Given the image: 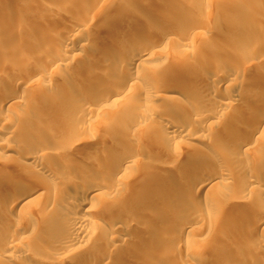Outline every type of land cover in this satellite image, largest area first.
<instances>
[{
  "label": "bare ground",
  "instance_id": "bare-ground-1",
  "mask_svg": "<svg viewBox=\"0 0 264 264\" xmlns=\"http://www.w3.org/2000/svg\"><path fill=\"white\" fill-rule=\"evenodd\" d=\"M102 1L90 0L83 13V20L68 24L65 28L62 26L53 28L63 37L54 46L57 54L46 58L43 71L28 75L24 72H14L20 68L19 66L14 67L11 75L5 78V84L0 87V111L18 105L26 106L30 103L29 99L17 90L18 83L24 78H27L30 83L46 81L42 85L43 91L55 95L48 99L51 106L58 104L59 101L68 103L66 107L68 105L69 109L78 117H83L84 113L91 115L95 110V105L99 102L100 104L106 102L105 107L108 105L117 106L121 103L125 104L137 92H140L139 100L151 112L141 115L140 121L137 119L141 117L132 119L131 125L142 124L141 126L147 127L154 125L157 139L152 144L169 157L170 160L167 161L166 168L172 167L173 170H176L187 165L189 166L188 174L180 177L169 170L144 169L134 175L136 156L132 151L136 146L131 147L133 149L130 152L115 147L112 151L108 150L98 156L95 155L98 157L96 158L98 161L96 168L81 167L84 179L79 184H75L72 182L73 176L71 177L68 172L70 169L68 165H65L67 168H64L58 162H48L45 155L47 152L53 156L52 158L60 157L61 154L63 156V147H57L51 143L37 144L35 143L36 138H14L15 131L19 129L26 132L28 126L30 128L32 123H35L33 124L35 126L36 122L30 121V119L22 123L13 119L0 122V137L3 135L5 139L11 141L13 139L18 144H21V140L22 142L30 140L29 146H20L16 143L17 146L4 144L1 149L3 151L15 150L22 159L20 168L24 169L30 177L43 181L42 184L32 187L24 186L21 180L11 179L6 182L5 189H0V255L9 261L8 263L0 261V264H31L19 262L18 259L22 256L33 259L34 264H139L141 259L138 256L148 260L153 251V248L147 245H150L148 238L151 240L150 236H152L150 227L158 219V216L155 215L154 218L139 224L135 221L131 222L132 219H122L124 212L119 198L123 196L124 188L127 185L125 180L128 178L131 183L127 182L131 186L127 190L132 195V201L151 196L156 192L162 195L159 188H164L166 182L170 181L174 187H170L164 193L166 198H161L159 203L162 206L173 205L174 208L177 204L183 205L196 201L197 197L193 199L190 197L194 193L200 194L202 190L205 193L213 190L212 201L215 200L217 203L230 207H235L239 201L226 198L228 188L238 192V199H242L250 193L258 194L256 200L260 204V208L250 211L247 217L240 218L239 222L242 223V226L235 229L232 238L235 242H241L250 235L252 230H264V92H262L263 96L256 95L250 84L241 82V79L236 80L238 75H244V66L257 65L256 62L264 63V31L256 29L250 35L248 32H251L253 27L243 29L242 32L245 35L242 43L237 42V47L234 50L225 51L231 59L241 55L248 57L241 59V64L238 66L218 62L205 65L201 59L206 54H204V49H200L194 55L186 54L181 58L182 65L176 71L172 64L174 56L171 54L182 50V48L183 50L193 49L198 45L194 40L195 37H203L211 32L208 15L199 17L193 24L194 26L188 30L171 28L162 25L156 19H150L149 27L140 37L141 39L138 37V40L136 37L133 39L134 41H128L122 38L119 43L118 41L104 42V49L100 52L91 47L89 50L86 48V44L91 39L96 40V37L88 36L89 24L94 19L95 10ZM126 1L127 4L122 5L120 7L122 10L119 12L120 22L124 26L133 16V12L130 11H133L134 0ZM199 1H213L220 4L222 0ZM67 3L73 4L72 1ZM189 5L185 2L177 14L185 16ZM167 6L171 11L169 2ZM126 9L130 11H126ZM16 16V19H21L18 14ZM258 17L264 19V10L258 14ZM258 17L256 15L257 19ZM12 24L11 19L0 21V27L5 29ZM226 24L227 27L235 25L233 22ZM152 34L156 35L160 44L164 46L166 55L169 56V59L164 64L162 63L164 66L160 69L156 67L153 69L147 65L149 58L153 57V55L150 56L152 52H148L149 47L154 44L159 45L158 41L153 39ZM199 46H204L206 51L208 49L201 43ZM77 47L84 51L87 49V57L92 60L90 64L84 65L82 75L86 77L99 75V78L109 80L106 85H101L99 94L91 95V99L85 100L84 103L81 95L90 88L92 79L83 80L81 83L70 86L54 85L47 82L53 70L59 67L65 68L69 64L64 53ZM189 59L194 60L190 61ZM22 60L24 65H30L28 60ZM100 72L101 74H99ZM164 76L170 79L171 84L178 88L182 87L185 93L194 87H202V90L196 94V100L192 101L189 106H179L177 115L173 118L157 110L159 107L158 96L152 92L153 86ZM138 79L143 81L144 86L142 85L141 90L137 91ZM241 89L245 91L246 95L240 93ZM217 95L223 97H216ZM240 95L260 102V110L253 109L247 102L239 101ZM65 104L62 105V112H64ZM233 104L241 106L242 111L238 115L227 118L225 111ZM66 110L65 112H68ZM3 118H5L4 115L0 117V120ZM140 122L142 123L138 124ZM210 128L224 132L221 139L214 136L215 132L209 134ZM132 137L134 138L135 135L133 134ZM171 145L174 147L171 148ZM179 146H184L185 149L179 150ZM255 148H260L262 152L257 155L255 162H252L247 156ZM8 155V153L4 155L0 153V160ZM204 157H209V171L204 165ZM44 175L52 177V180L46 179ZM103 175L107 178V182L104 181ZM53 177L56 179L54 180ZM241 178L245 180L242 184L238 182ZM2 179L0 174V181ZM140 187L143 190L139 189ZM45 190L53 195L50 196L49 192L47 195V192L44 193ZM6 191L9 192L6 193ZM109 193L115 195L116 199L104 201ZM127 206L133 207L134 205L129 202ZM105 211H108V214L109 211L112 212L109 215L113 222L108 227L109 230L104 233L106 239L100 243V239L96 238L99 235L94 233L90 224L94 221L93 217H99V214ZM205 211L208 212V215L217 217L215 205L203 211L193 212L190 210L188 221L182 223L175 219L174 225L171 223L167 225L166 232H172V237L177 242L187 239L188 243L192 244L193 239H188L184 230L197 228L203 223V220L206 219L203 215ZM32 212L33 214H31ZM40 213L43 215L51 213V215L46 218ZM36 215H40V217L35 218ZM121 216L123 217L121 218ZM168 217L169 215L162 216L166 223L170 221ZM230 220L232 223L235 222L233 218ZM171 221L173 224V220ZM21 228L23 229L21 234L15 232ZM96 241L99 242L96 243ZM99 243L103 245H97ZM91 246L94 247L90 249ZM243 246L230 249L235 264H264V242L258 243L257 246ZM222 249L224 248L218 247L208 256L213 258L215 252ZM93 252L96 255L94 259H91L90 256ZM242 252H245L246 256L242 257ZM246 257L249 259L247 260ZM138 258L140 260L137 262ZM159 259V264H193L191 261L179 263L168 261L162 255H159ZM143 261L142 263L145 262Z\"/></svg>",
  "mask_w": 264,
  "mask_h": 264
},
{
  "label": "rangeland",
  "instance_id": "rangeland-1",
  "mask_svg": "<svg viewBox=\"0 0 264 264\" xmlns=\"http://www.w3.org/2000/svg\"><path fill=\"white\" fill-rule=\"evenodd\" d=\"M70 1L73 2L72 5L67 3ZM89 1L90 0H0V21L11 19L13 22V24L6 29L0 27V87H2V84H5V78L11 75V71L16 66L20 68L16 69L14 72H24L28 75L43 71L46 58L52 54H57L54 46H56L63 37L53 30V28L55 26H62L65 28L68 24L83 20V13ZM168 2L171 6V11L168 9ZM185 2L190 4L187 9L188 11L185 16L178 15V10L185 5ZM125 4H127L126 0H103L100 3L97 10H95L94 19L89 24L90 29L88 31V36L96 37V40H89L86 44V48L89 49L91 47L102 52L104 49V42L118 41L119 43L122 41V38L128 41H134V38L137 37L136 39H138V37L140 38L143 36V33L149 27L150 19H156V21L160 22L162 25L171 28L188 30L194 26L193 24L197 22L199 17H206L208 15V24L211 27V32L203 37H195L194 40L197 41L198 45L194 46L193 49L189 48L185 49V51L182 48L183 51L178 50L171 54L174 56L173 58L171 57L172 62L174 61L172 63L174 70L178 71V68L182 65V62H180L181 58L186 56V54L194 55L197 50L200 49H204V54H206L201 59V62L205 65L218 62L225 65L238 66V64H241V59H247L248 57L241 55L238 58L231 59L225 51L234 50L237 47V42L242 43L245 35V33L242 32L243 29L253 27L251 32H248L250 35H252L256 29L264 31V19H259L258 17V14L264 10V0H222L220 4H216L213 1L202 2L199 0H134V7L132 6L133 11H130V8V10L126 9V11L133 12L132 19L124 26L120 22L119 12L122 10L120 7ZM174 12L175 14H172ZM16 14H18L21 19H16ZM228 22H233L235 25L233 27H227L226 23ZM152 37L158 41L156 35L153 36L152 34ZM157 37L159 36L157 35ZM158 43L159 45L154 44L148 49L149 53L152 52L150 56L153 55V57L151 56L152 58H149L147 65L153 69H160L164 66L162 63L164 64L166 60L169 59V56L166 55L164 46H162L159 41ZM199 43L206 45L208 48L207 51L204 46H199ZM86 50L84 51V49L82 50V48L77 47L72 51L65 52L64 54L69 60V64L65 68L59 67L53 70L50 78L48 77L47 80V82H51V84L54 85L63 84L70 86L72 84L81 83L83 80L92 79L90 88L86 89L81 95L83 97V103L85 100L91 99V95L99 94L101 85H106V83L109 82L107 78H99V75L90 77L82 75L81 72L84 65L92 62L91 58L87 57ZM3 59L6 61H2ZM22 59L28 60L30 65H24ZM189 60L193 61L194 59ZM8 62L10 63L8 64ZM255 64L257 65L244 66V75H238L236 80L241 79V82L250 84L256 92V95L263 96L264 80L262 79H264V63L256 62ZM99 74H101V72ZM159 80L160 81L152 88L153 94L157 95L159 100V107L157 110L170 118L177 115L179 106L186 107L191 105L190 103L196 100L197 92L202 90V87L197 86L185 93L182 87L178 88L171 84L168 77L166 78L164 76L163 79ZM44 83H46V81L30 83L27 78L22 79L17 85V90L26 96L30 103L26 106L18 105L13 108H4L0 111V117L4 115L5 118L1 119L0 122H6L8 119H13L16 122L19 121V123L28 119H30V121L33 120L32 122H36L35 126L33 125L35 123L31 122V124L29 122L31 125L30 128L28 126L26 132H22L19 129L15 131L14 138H36L35 143L37 144L44 143L47 145L51 143L54 146L63 147V156L61 154L60 157L52 158L53 156L47 152H45V155L48 158V162H58L62 164L64 168H67L66 166L68 165L70 167L68 172H70L71 177L73 176L72 182L75 184H79V182L84 179L81 167L89 169L96 168L98 166V161H96L98 154L106 151L108 152V150L112 151L115 147L123 148L130 152L136 146L132 151L136 156L134 175L144 169H153L155 171L169 170L180 177L188 174L187 171L189 166L187 165L176 170H173L172 167L166 168V166H168L166 163L170 160L169 157L157 146L152 144L157 139L154 125L149 127L145 125L141 126L142 122L138 123L141 124L138 125L139 127L131 125L130 122L132 119L135 120L141 117L137 119L140 121L144 113L151 112L148 108L144 107L141 100H139L141 98L140 92H137L135 96L128 102H125V104L121 103V105L117 106L108 105L105 107L104 105L106 102H101V104L99 102V104L97 103L95 105V110H93L91 115L87 114V116L86 113H84L86 115L83 114L85 117H78L69 109L68 105V108L66 107L68 103L65 104L57 101L58 104L51 106L48 99L55 95L51 92L43 91L42 85ZM137 83L138 91L141 90L144 83L141 79H138ZM244 92V90H240V93L246 95ZM41 93L42 95H40ZM216 97L223 96L217 95ZM239 97V101L247 102L253 109L260 110V102L250 100L242 95ZM64 104V112H62V105ZM65 110L68 112H65ZM241 111V106L233 104L232 107L225 111V114L228 118L233 115H238ZM203 133L206 134L207 132ZM208 133H213L218 139H221L224 134V132L217 131L214 128H210ZM133 134L135 135V140L132 137ZM3 138L4 136L2 135L0 137V153L2 155L8 153L9 155L4 156V158L0 160V174L3 177L0 181V189H5L6 182L11 179L21 180L24 186L34 187L35 185L42 184V180L30 177L24 169L20 168L22 159L15 150L3 151V149H1V146L4 144L8 146H29L30 140L24 142L21 140V144H18L14 142L13 139L11 141ZM132 140L134 143L131 142ZM170 147L173 148L174 146L171 145ZM178 149L183 150L185 147L179 146ZM261 152L260 148H255L247 158L255 162L257 155L261 154ZM203 160L207 171H209V157H204ZM44 176L46 179L50 178L52 180V177ZM53 179L55 180L56 177H53ZM103 179L105 182L108 181L104 175ZM127 181L130 182V179L128 178L125 180L127 185L124 190L127 192L124 191L123 196L119 198L124 212V217L121 216V218L123 217L122 219L125 218L126 220L132 219L131 222L135 221L139 224L154 218L155 215L156 217L158 216V219L154 221L150 227L152 233V236H150L151 240L148 238L150 245H147L153 248L151 257H149L148 260L144 257L148 261L147 262L142 256H138L141 260L138 258L136 261L140 260L141 264H159V255H162V257L168 261L176 263L191 261L193 264H235V260H233L232 254L230 253L231 248H242L244 247L243 245L257 246L258 243L264 242V230L261 229L257 231L252 230L250 235L241 242H235L232 238V235L236 231L235 229L242 226V223L239 222L240 218L247 217L250 211L260 208V204L256 200L258 194L250 193L242 197V199H238V192L228 188L226 190V198L228 200L239 201L235 207H230L225 204L217 203L215 200L212 201L213 190L206 193L202 190L200 194L197 195L194 193L190 197L191 199L197 197L196 201H191V203L183 205L177 204L174 208L173 205L162 206L161 203H159L161 198H166L164 193H166L170 187H174L170 181L166 182L164 188H159V192L162 193V195L156 192L151 196L139 198L137 201L131 200L132 195H130L127 190L131 184H128L129 182ZM244 181L245 180L241 178L238 182L242 184ZM139 189L143 190L142 187ZM47 190H45L44 193H46ZM8 192L9 191H6V193ZM49 194L50 196L53 195L51 192H49ZM47 195L45 194L46 197ZM109 199H116V196L109 193L106 195L104 201H108ZM129 202L134 206H127ZM214 205L217 207V217L208 215V212L205 211L203 215H205L206 219L203 220V223L197 226V228L184 230L185 236L188 239H193L192 244H189L187 239L186 241L177 242L173 239L172 232H166L168 228L167 225L169 223L174 225L175 219L182 221V223L188 221L190 210L193 212L203 211ZM107 212L108 211L102 212L99 214V217H93V224H90V227H93L94 233L97 236L99 235V237L96 238L100 239V243L104 242L102 240L106 239L104 233L109 230L108 227H110V224L113 222L110 218L112 212L109 211L110 215ZM31 214H33V212ZM40 215L47 218L50 217L51 213L45 215L40 213ZM40 215L34 217L38 218ZM164 215H169V222L167 221L166 223L163 220L162 216ZM230 218H233L235 222L232 223ZM171 220H173V224ZM233 224H235V226H233ZM15 232L21 234L23 229L15 230ZM97 242L99 241H96V243ZM100 243L97 245L100 246ZM93 247L91 246L90 249ZM218 247L224 249L215 252L214 257L210 258L208 255ZM95 255L96 254L93 252L90 256L91 259H94ZM241 255L242 257L246 256L245 252H242ZM0 259H3L0 261L8 260L1 255ZM248 259L249 258H247V260ZM18 260L21 263L27 262L34 264L33 259L24 256L20 257ZM142 261L144 263H142ZM8 262L9 261H7V263Z\"/></svg>",
  "mask_w": 264,
  "mask_h": 264
}]
</instances>
